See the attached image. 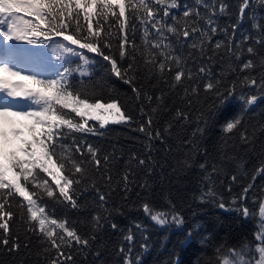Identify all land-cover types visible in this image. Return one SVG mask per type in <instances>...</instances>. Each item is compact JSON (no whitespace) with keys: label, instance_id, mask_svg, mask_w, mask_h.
I'll return each instance as SVG.
<instances>
[{"label":"snow or ice","instance_id":"6c2138e0","mask_svg":"<svg viewBox=\"0 0 264 264\" xmlns=\"http://www.w3.org/2000/svg\"><path fill=\"white\" fill-rule=\"evenodd\" d=\"M259 5L264 10V0H259ZM255 6V0H239L237 22L228 32L227 27L220 28L216 23L217 17L231 7L227 0H196L192 5L183 0H0V248L18 254L22 247H29L21 243L19 223L36 238L35 255L42 258L37 264H77L74 251L87 254L107 225L123 237L124 243L116 249L119 264H142L141 253L149 249L147 230L138 222L132 226L142 234V241H138L132 228L123 230L111 221L114 209L108 205L110 196L98 186L103 181L110 190L118 187L126 196L135 184L136 171L152 167V141L163 142L161 131L153 127V116L169 110L165 94L135 84L139 66L157 85L164 83L169 91L179 87L185 96L189 91L199 95L197 81L204 80L203 91L214 97L215 113L223 120L222 130L251 146L254 134L244 128L241 115L225 113L237 99V87L249 90L241 94V111L264 102V54L254 46L264 48V22L253 20L258 37L245 33L239 41L235 39L242 18ZM138 27L142 29L140 45L135 38ZM218 32L226 33L227 41H214ZM250 40L253 44H248ZM23 42L45 47L29 49ZM241 45H247L248 53L242 61ZM222 47L226 55L240 63L237 68L229 64L217 75L212 68L213 57ZM33 56L54 70L37 71ZM97 58L105 62L110 77L132 86L139 101V118L118 93L104 98L83 89L80 80L92 78ZM190 62L193 67H188ZM24 71L30 74L22 75ZM184 81H191L193 86L185 87ZM20 97L25 99H16ZM172 119L187 123L190 113L177 108ZM133 123L147 143L143 153L130 152L127 166L120 172L116 169L123 159L122 154L117 155L119 150L93 145L87 136H103L101 130L111 125ZM200 123L193 137L203 134ZM172 127L167 123L164 131ZM184 143L190 149L196 147L192 138ZM189 159L182 161L184 167L191 166ZM199 166L208 168L206 163ZM216 171L213 165L205 178L208 184ZM257 176L264 179V163L255 169L252 180ZM231 179L235 181L236 176ZM252 189L249 183L237 198L242 217L259 218L251 240L214 244L204 264H264V194L253 202L251 211L243 204ZM89 191L95 193L96 208L89 221L90 234H85L70 219L68 210L83 208ZM215 195L209 187L200 199ZM218 206L225 208L223 202ZM139 210L161 227L184 224L183 215L170 202L161 208L142 199ZM194 230L185 232L183 245L193 242ZM206 241L211 243L207 237L200 243ZM137 245L139 251H134ZM92 254L96 257L92 264H105L99 249ZM170 264L182 262L176 257ZM194 264L201 262L197 259Z\"/></svg>","mask_w":264,"mask_h":264},{"label":"trees","instance_id":"16d2710c","mask_svg":"<svg viewBox=\"0 0 264 264\" xmlns=\"http://www.w3.org/2000/svg\"><path fill=\"white\" fill-rule=\"evenodd\" d=\"M183 2L192 5L196 0H183ZM227 2L231 5L230 9L227 13L218 16L216 23L220 28L227 27L228 32H231V25L238 19L236 8L239 0H227ZM255 3L256 6L252 12L242 18V23L237 29L236 41H239L245 33L253 38L260 35L253 27V20L264 22V10L261 9L259 0H255ZM129 36L131 39V32ZM141 36L142 29L138 27L135 33L137 45L141 43ZM227 38L226 33L218 32L213 39L227 41ZM248 44H253V41H248ZM254 46L257 52L264 54V48L259 45ZM246 47L247 45H241L239 53L241 61L248 58ZM115 48L114 39L113 51ZM216 51L217 55L213 57L212 68L217 75L229 64L233 68L238 67L240 61H237L234 56L226 55L224 47ZM188 67H193L191 62ZM139 72L140 75L135 80L136 85L143 86L156 94L162 90L165 94V102L169 110L153 116V127L161 131L163 142L152 141V167L140 168L136 171L135 184L131 185V191L126 196L120 188L114 187V190H110L103 181L98 182L100 191L110 196L108 205L114 209L109 219L116 222L120 229L132 228L138 241H142V234L132 226L138 222L147 230L149 249L141 253L142 264H170L176 257H179L182 264H194L197 259L204 264L211 255L214 244L250 241L259 225L258 217L249 216L246 219L241 216L237 207L240 201L237 198L243 188L252 183L253 189L249 191L248 199L243 201V204L247 205L251 211L253 202L264 194V179L257 176L254 181L252 180L255 169L264 163V102H259L253 109L250 107L246 111H241L243 105L241 94H247L249 90L237 87V99L229 105L225 113V115L239 113L244 128L249 134H254L252 145L246 146L237 135L225 133L222 130L223 120L215 113L214 97L211 93L203 91L204 80L197 81L201 89L199 95H193L189 91V95L185 96L179 87L169 91L166 84L157 85L154 79L144 72L142 65L139 66ZM166 78L171 80V76ZM77 79L79 80V77ZM80 83L84 90L96 96L107 98L118 93L129 111L139 118V101L134 98L132 86L117 82L115 78L110 77L105 62L100 58H97L92 78H84L80 80ZM183 83L185 87L193 86L191 81ZM189 100L190 104L187 103ZM177 108L190 113V120L187 123H177L172 119ZM147 110L145 108V111ZM201 117L206 123H200ZM167 123H171L173 127L166 132L164 129ZM197 123H200L204 131L203 134L193 137ZM136 127V123L131 126L111 125L101 130L104 133L103 136L88 135L87 139L93 145L108 151H112L113 147L118 149L117 155L122 154L123 159L118 162L116 169L122 172L127 166V157L130 152L143 153L144 145L147 143L144 134L136 131ZM186 138L194 140L196 145L194 149H190L184 143ZM189 157L191 166L184 167L182 161ZM201 163H206L208 168L201 169L199 166ZM213 165L216 166L217 171L211 176V184H208L205 178L211 172ZM232 176H236L235 181L231 179ZM141 185H147V187ZM209 187L216 194L215 198L201 200V194L207 192ZM86 195L85 206L79 211L68 210V213L81 232L90 234L89 221L96 208V198L95 193L91 191ZM142 199H148L161 208L166 207L170 202L183 215L184 224L181 227L156 225L139 210V201ZM220 202L225 204V208L218 206ZM192 229L198 230L199 234L194 230L193 242L185 246L181 241L184 239L185 232ZM17 232L22 245L28 244L29 247H22L18 254L9 253L6 249L0 248V264H37L42 258L35 255L37 248L35 236L28 233L27 229L19 223ZM205 237L211 243L206 241L201 244L200 241ZM122 243L124 241L121 232L114 231L105 225L97 234L92 250L87 254L79 251H74L73 254L77 264H92L96 260L92 252L99 249L105 264H119L116 249ZM134 251H139V245Z\"/></svg>","mask_w":264,"mask_h":264},{"label":"bare ground","instance_id":"6f19581e","mask_svg":"<svg viewBox=\"0 0 264 264\" xmlns=\"http://www.w3.org/2000/svg\"><path fill=\"white\" fill-rule=\"evenodd\" d=\"M24 43H25V46L27 48H29V49H35V48H32L31 45H27L26 42H24ZM35 50H38V49H35ZM16 99L24 100L25 98L20 97V98H16Z\"/></svg>","mask_w":264,"mask_h":264},{"label":"water","instance_id":"95a60500","mask_svg":"<svg viewBox=\"0 0 264 264\" xmlns=\"http://www.w3.org/2000/svg\"><path fill=\"white\" fill-rule=\"evenodd\" d=\"M259 102H260V101H258L257 104H258ZM257 104H256V105H257ZM256 105L252 106L251 108L253 109L254 107H256Z\"/></svg>","mask_w":264,"mask_h":264}]
</instances>
